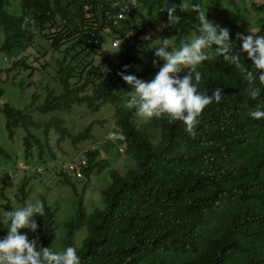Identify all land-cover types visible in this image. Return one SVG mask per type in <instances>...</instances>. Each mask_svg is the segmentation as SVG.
Returning <instances> with one entry per match:
<instances>
[{
    "label": "trees",
    "instance_id": "16d2710c",
    "mask_svg": "<svg viewBox=\"0 0 264 264\" xmlns=\"http://www.w3.org/2000/svg\"><path fill=\"white\" fill-rule=\"evenodd\" d=\"M117 1L0 0V27L4 33L0 46V83L24 76L35 85L37 78L48 73L45 91L53 87L54 82L59 93L52 89L45 103L35 108L49 111L80 102L92 109L108 107L107 112L114 110L115 127L125 137L124 151H117L125 156L126 168L123 172L115 169L110 172L111 185L103 191L105 208L94 209L87 215V222L97 235L86 238L81 245H73L67 233L57 235L54 223L41 215L38 218L40 236L55 251L73 245L84 264H264L261 258L264 253V201L254 207H245V194L239 206L226 204L224 213L222 208L205 200L203 194L208 186L193 171L202 169L203 161H207L211 183H225L231 178L217 165V159L224 165L238 166L235 184L262 191L264 118H251L249 110L264 101V89L257 98H249L247 82L239 70L223 59L217 62L222 57L215 56L198 69L201 73L198 90L210 94L220 87L222 99L202 110L191 134L185 132L181 121L167 115L153 116L148 121L149 118L138 117L134 109L124 107L133 90L118 72L134 74L144 80L155 73L151 49L159 37L149 30L145 13L156 11L167 18L165 7L170 0H137L136 5L128 2V18L139 19L140 23L133 26L132 36L125 39L118 55L94 60L91 50L102 46L104 35L86 26L96 20L98 27H104L103 19L111 20L120 11L122 6ZM261 1L260 10L264 12V0ZM201 2L217 23L229 24L232 36L238 27L245 25L249 28L263 26L261 32L264 33V13L254 17L249 14L257 0ZM233 6L242 14L231 13ZM177 12L185 15L179 9ZM77 14L81 20H76ZM85 14L90 16L85 17ZM32 26L37 31H32ZM116 32L122 35L123 31ZM238 33L247 35L242 28ZM10 51H16L17 55L12 64L3 60L5 54L11 56ZM241 62L249 68L251 61L246 53L241 54ZM51 67H54L52 72L48 71ZM42 93V89L35 91L24 111L12 107L4 99L5 90L0 85V110L7 115L9 132L33 121L27 110L32 109ZM54 124L57 129L59 122ZM153 126L158 129L151 136ZM59 131V140L69 135L77 143L90 137V126L78 134L69 133L65 128ZM247 134V144L239 141ZM87 154L89 160L83 166L84 175L108 162L104 149L90 147ZM132 158L136 162L135 167L130 168L128 160ZM188 171L194 174L183 178L176 176ZM58 176L71 181L64 171H58ZM71 184L74 188L80 185L72 181ZM187 189L196 192L202 200L188 205L183 212L188 198L179 192ZM243 190L238 188L226 194L241 197ZM257 201L256 197L248 198L251 206Z\"/></svg>",
    "mask_w": 264,
    "mask_h": 264
},
{
    "label": "clouds",
    "instance_id": "9594fccd",
    "mask_svg": "<svg viewBox=\"0 0 264 264\" xmlns=\"http://www.w3.org/2000/svg\"><path fill=\"white\" fill-rule=\"evenodd\" d=\"M128 2L136 5L137 0H118L116 3L122 6L120 11H117L111 20L103 19V22L105 21L104 27H98L96 20L91 21L93 25L90 24L91 22L87 24L86 27L96 28L100 34L104 35L102 46L91 50L93 53L101 50L108 40L111 41L113 48L120 49L125 39L132 36L133 26L139 24L140 20L134 21L132 18H128L126 14ZM262 3V1L259 3V8ZM177 9L180 12H185V15L178 14ZM165 10L167 18L164 15H158L156 11L149 14L144 12L150 24L149 30L159 37L157 44L151 49L153 51L152 63L154 66L156 65L155 73L148 76L149 80H144L134 74L118 72L122 80L133 90V94L126 100L124 107L134 109L135 114L140 118H149L147 121L153 116L167 115L172 120L181 121L185 132L191 134L194 127L199 123L202 110L209 104L219 102L222 99L223 90L220 87L212 90L210 94L198 90L201 80V73L198 69L207 59L215 56L222 57L217 62L223 59L227 64L239 70L243 80L247 82L246 93L249 98L258 97V94L264 89L261 87L264 86V33L261 32L263 26L250 27L247 35L237 32L234 37L231 34L229 24L217 23L212 12L207 11L201 0H179V3L170 0ZM233 11L234 7L231 8L230 12L233 13ZM188 14L191 17H188ZM88 16L90 15L85 14V17ZM151 17L155 18V22L152 21ZM76 20H81L78 14ZM33 30L37 31L34 26H32ZM118 30L123 31L122 35L116 32ZM236 47L239 48L234 51ZM242 53H246L251 61L248 69L241 62ZM115 55L110 54L108 56L113 57ZM15 56L17 55L15 54ZM15 58L13 55L5 54L3 60L12 64ZM123 67L127 69L128 65ZM249 116L256 120L264 118V101L251 108ZM116 123V119L113 118L106 141H112L113 145L117 144L120 151H124L122 143L125 141V137L115 127ZM53 124L54 122L51 121L50 131ZM13 134L14 131L9 132L10 137ZM248 134L241 137L239 141L247 144ZM63 139L59 140V134H57V143ZM49 141V136L45 140L33 134L31 137L28 134L24 140L25 151L27 154H31L34 150L39 157L54 155L55 150ZM81 141L74 142L77 145ZM38 142H41L43 146ZM90 147L96 148L97 145L95 147L94 145L83 146L69 155L64 153L68 156V160L63 163L59 171L66 172L70 180L73 177L83 178L85 175L82 169L88 163L89 155L87 153ZM214 153L217 155L216 152ZM215 155L213 156L215 157ZM213 159L215 158L211 157V160ZM215 161L219 167L222 166V171L227 173L231 179L222 184L211 183L210 166L207 161H203L202 169L193 171L208 186L203 194L206 201H211L214 205L222 208L224 213H226L224 208L226 204L238 205L243 198L246 200L245 207H254L264 201V185H261V192L251 189L252 186L248 190L237 185L234 183V178L238 166L224 165L217 159ZM27 171L43 172L41 168L31 167L23 160H18L15 166L0 165V175L3 178L0 183V194L27 184L29 179L26 175ZM193 171L176 174V176L183 178L191 173L194 174ZM59 180L64 186L78 189L72 186V180L68 182L62 176H59ZM238 188L244 189L241 197L226 194ZM104 190H102L103 199ZM179 193H183L188 198L185 207L182 209L183 212H186L188 205L202 200L196 192L194 194L193 190L190 189ZM245 194L247 195L243 197ZM26 196L25 193L19 205H12L9 201L1 202L0 200L1 207L6 208L0 209V230L4 231V234L0 236V264H84L73 245L78 243L81 245L86 238L97 235L98 232L87 222V215L97 207L88 210L87 196L81 194L80 200H76L73 206L72 218L65 225H61L56 213L46 205L43 195L41 196L42 200L35 199L34 201L26 200ZM250 197H256L257 203L252 206L249 205L248 198ZM41 215H45V218L54 223L57 235H61L62 232L67 233L73 245L69 244L55 251V248L40 236L41 225L38 218ZM20 229H23V232ZM58 243L60 244V242ZM261 258H264V253Z\"/></svg>",
    "mask_w": 264,
    "mask_h": 264
},
{
    "label": "rangeland",
    "instance_id": "374dc122",
    "mask_svg": "<svg viewBox=\"0 0 264 264\" xmlns=\"http://www.w3.org/2000/svg\"><path fill=\"white\" fill-rule=\"evenodd\" d=\"M260 0H257V4L250 9V16H262L264 12H261L259 8ZM234 7L233 14L236 16L242 14L237 13L236 7ZM188 17H191L188 14ZM155 22V18L151 17ZM245 29L249 32V26H240L234 31L235 34L239 29ZM4 40V33L0 27V46ZM9 54L14 57L16 51H10ZM110 54H119V48H113L111 41L108 40L103 48L97 53H92V57L95 60L108 56ZM1 64V62H0ZM48 71H54V67L48 69ZM48 73L37 78L35 85L30 84L31 79L24 76L11 77L6 82L0 83L5 90L6 98L9 104L19 110L26 111V107L31 103L32 97L35 91L42 89L40 98L35 100L32 109L27 110L30 114L32 122H29L27 126L19 125L14 129L12 137L9 136L7 129V115L4 111L0 110V165L3 166H15L18 160L25 161L31 167H39L43 171L42 173H36L33 171H27L26 175L29 177L28 183L21 185L19 188L7 190L5 193L0 194L1 202L9 201L12 205H19L22 202V197L26 193V200L34 201L35 199H41L42 195L46 201V205L49 209L56 213L61 225L72 218L73 206L76 200H80L81 194L87 196L88 210L94 207L103 209L105 202L103 199L102 190L107 188L112 177L110 172L117 169L123 172L126 168V161H124V155L118 153L117 144L112 141H106L110 127L113 123L114 110L107 113L108 107L100 109L89 108L87 103H75L71 107L56 109V110H44L41 108H35L36 106L43 105L45 98L48 97V93L53 89L55 93H59V89L55 87V83L51 84L48 91H45V86L48 83ZM1 104V101H0ZM102 119V122L100 120ZM57 124V129L53 124L51 131L49 129L51 121ZM26 121V120H25ZM96 121V122H95ZM93 122L92 124H89ZM87 126H90V137L85 141L79 142L77 145L70 136H66L60 143H57V134H60L59 129L65 128L69 133L78 134L84 130ZM158 127H151L153 136L157 132ZM57 133V134H56ZM30 134L32 137L36 135L41 139L50 137V144L53 147L54 155L39 157V155L32 150L31 154H27L25 151V137ZM77 148H75L74 146ZM97 145L99 149H104L108 162L105 165H97L89 175H85L83 178H71L72 182L78 183V189L64 186L60 183L58 171L61 169L63 163L68 160L69 154L75 153L79 148L83 146ZM113 147V148H112ZM64 153H67L64 154ZM131 167H135V160L129 159ZM3 180L0 175V183ZM41 193V194H40ZM0 209H6L1 207ZM45 205V204H44ZM23 232V229H20ZM4 234L3 230H0V236Z\"/></svg>",
    "mask_w": 264,
    "mask_h": 264
}]
</instances>
